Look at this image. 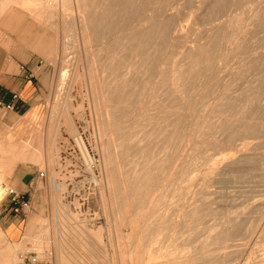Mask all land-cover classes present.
<instances>
[{
    "label": "bare ground",
    "instance_id": "obj_1",
    "mask_svg": "<svg viewBox=\"0 0 264 264\" xmlns=\"http://www.w3.org/2000/svg\"><path fill=\"white\" fill-rule=\"evenodd\" d=\"M56 6L61 7V12ZM15 11L25 13L40 25L56 23L55 28L59 27L58 21H64V24L67 21L65 28L71 39L66 33L69 39L62 43L57 41V47L47 59L59 67L57 87L70 89L76 84L75 77L81 76L80 85L86 91L96 119L97 134L92 144L88 142L90 138H85V126L77 123L73 112L65 109L67 98L63 102L58 98L53 104L54 115L50 117L53 119L49 126L51 134H57L56 120L62 115L68 121L70 138L74 137L80 146L85 147L88 142L90 148H97L101 156L97 181L107 215L112 251L108 254L103 244L95 252L89 243L104 238L98 229L100 225L91 228L87 223L89 220L73 224L77 216L71 212V218L66 221L61 215L56 217L59 221L54 224V248L50 253L54 264L224 262L226 250L218 249L226 247L235 236L252 233L255 223L249 224L248 216L244 214L243 218L235 212L237 216H228L224 221L222 215L220 220L223 222L218 228L211 230V226H200L201 220L211 213H208L209 206L203 205L210 199L209 188L213 180L211 161L215 154L210 151L227 145L238 150L236 141L245 139L250 130H256L258 126L264 130V113L259 122L254 119L258 108L264 111V51H257L264 45V0H0V23L9 22ZM58 11L65 15L66 21L64 16L63 20L57 17ZM180 39L194 42L184 49L175 47L173 42ZM69 53H76L74 59ZM232 61L236 66H231ZM260 63L262 70L257 72L255 67L258 65L256 68L260 70ZM223 69H228V78L221 75L220 83H217L216 71ZM252 70L254 77L244 80ZM213 78L218 84L215 88L218 95L210 105L204 95L194 96L211 85ZM243 81L247 83L241 87ZM238 85L241 88H237ZM193 109L199 113L192 112ZM259 145L243 147L249 150ZM28 148L19 141L12 144L9 149L11 160L9 158L5 165L8 172L29 159L42 165V155L35 153L31 158ZM82 155L86 158L83 150ZM177 155H180L181 163L169 166ZM47 158L49 166L55 168L60 164L54 148ZM236 160L233 158V162ZM91 164H94L92 156L91 160L86 158L84 161L87 171H93ZM200 171L204 172L203 182L198 190H193L190 184L196 180L194 173ZM222 177L224 179V174ZM58 187L59 184L54 186L55 193ZM157 190L162 191L156 194ZM59 197L57 193L56 205ZM189 198H192L190 205H185ZM261 207L258 209L263 210L264 206ZM251 210L259 211L257 207H251ZM228 212L225 211L226 215ZM62 223L76 233L77 244L68 239L67 244L61 241ZM5 236L0 228V244L4 243L0 245V264H11L17 261L24 243L9 244ZM45 238L36 240L32 245L34 251H46L49 237Z\"/></svg>",
    "mask_w": 264,
    "mask_h": 264
},
{
    "label": "rangeland",
    "instance_id": "obj_2",
    "mask_svg": "<svg viewBox=\"0 0 264 264\" xmlns=\"http://www.w3.org/2000/svg\"><path fill=\"white\" fill-rule=\"evenodd\" d=\"M56 8L57 9L59 8L60 12H61L60 6H56ZM60 12L57 14V17H59L60 20H61V18L63 20L62 16H64V20H65V15H63V14L61 15ZM10 16H11V20H9V22L4 21V22L0 23V37H3L5 39L12 38V41H0V52L6 56H12L15 59L19 60L17 69H21V70L26 71L27 76L31 77V79L35 83V86L38 89V91H37L38 95L36 96V106H35V110H33V114H32V116H34V119L32 120V123H34V126H33L34 127V133L30 137H27V138L19 141V143H21V144L23 143V145H25L27 148L30 147V148H28L29 149L28 150L29 157L32 158V156H34L33 154H35V153L42 155L41 156L42 165L40 166V165L34 163L36 165L35 168L37 171L36 182L34 183V186L31 190V192L25 193L26 198L29 201V208L24 213L20 214V215H23L25 217H24V220H22V222H21L19 234L15 238H11L10 236H8L9 241H20L17 243H22V244L24 243L22 250L20 249L21 251H19V253H18V255H20V256H18L17 261H13L11 264H21L24 259H33V258L34 259L36 258V260H37V262L35 264H54L55 262H54L52 255L50 253L53 252L52 249L54 248V245L52 243L53 242L54 224L59 221V218L56 219V217L58 215H61L62 218L64 219V221H66L68 218H71V212H73V214L75 213L74 215L77 216L76 219H74V222L72 221L73 224H80L82 221H88L89 220L87 223L91 228H95L94 227L95 225H97V226L100 225L98 227V229L102 231L104 238L98 239V240L93 239V240H91V242L89 244L92 247V249H94L95 252H98L101 245L105 244L106 251L108 254H110L112 251V247L110 245L109 236H108V232H107L108 229L106 227L107 215L105 212L104 205H102L104 203H103V200L101 198V193H100L101 190H100V186L98 185V181H97L98 175L100 172L99 165L101 163V156L97 152V150H96L97 148L95 146H94L95 150L93 148H90V146H89L91 143L94 144L93 141L96 137L95 134H97L95 132V121H96V119L94 118L95 114L93 112V109H92L89 101H88V96H86L87 95L86 91H84L85 89H83V87L80 85V83L82 82L81 76L75 77L76 87L74 85L73 86L74 88L72 87L70 89H65L64 87H57L56 81H58V77H59V73H60L59 67L55 63H53L47 59V57H49V55H51V51L54 50L55 47H57V41H59V42L61 41V43H62L63 40L64 41L68 40L69 39L68 37H70V39H71V35L69 33H67L68 29L65 28V26H67V23H66L67 21L65 20L66 25L64 24V21H58L57 25H59V27L56 26V28L57 27L59 28V30H58V28L57 29L55 28L56 23H54L52 26H48V25L46 26L45 24L47 22H44L40 25V23H38L36 20H33V19H30L29 17H26L25 13L20 12V11H15ZM59 22L60 23L62 22V23L59 24ZM14 24H17V25L15 26ZM12 26H13V28H12ZM64 28L67 29L66 31L64 30L65 34L63 32ZM60 30L63 33L60 32ZM66 33L69 35L68 37L66 36L67 35ZM60 34L62 35L63 38L61 37ZM63 34L67 38H65L63 36ZM58 35H59V38H57ZM81 40L82 39H80V41ZM193 42L194 41H185V40L180 39L178 41H174L173 45L175 43V47L184 49V47L186 45H190ZM261 42L262 41H257V43H261ZM59 48H60V46H59ZM257 51H259V53L264 51V45L261 48H258ZM69 52H71V50ZM75 54L76 53H69V57L72 56L74 59ZM235 62L237 64L238 60H236ZM235 62L232 61L230 63L231 66L232 65L236 66ZM260 65H259L260 70L258 68H256L258 65L255 67V70L257 72H260L262 70V68H261L262 64L260 63ZM22 67H24V69ZM227 70L223 69L222 71L221 70L216 71L217 75L215 76L216 78L215 77L214 78L217 81V83L218 82L220 83L219 80L221 79V75H222V78L223 77L225 79H226V77L228 78L229 71L227 72ZM250 73H251L250 76L249 77L247 76V75H249V73H248L244 80H248V79H251L254 77V76L252 77V75L254 74V71L252 70ZM214 78L212 79V81H210V83L212 82V84L209 85L210 87L208 86L199 95L194 96V97L198 98L199 96L204 95L203 97H207L209 100L208 104L211 103L210 105H213V103L215 102L216 97L218 95V93H217L218 90L215 89V88H217L216 87L217 83L214 80ZM244 82L245 81H243L241 83L242 86H241V84H239V85L241 87H243L247 83V82H245V83ZM239 85L237 86V88H241ZM213 86H215V87H213ZM210 88H211L212 93L210 92ZM213 88L215 91L214 93H216V94L213 93ZM68 90H69V92H68ZM216 90H217V92H216ZM204 92H206V94ZM209 93H210V96H211V94L213 95V98H212V96L210 97L208 95ZM219 93H220V91H219ZM58 98H61V102L64 101V98L65 99L67 98L66 99L67 101L64 102L65 103L64 104L65 109H67L69 112H73L72 115L75 118L77 117L76 118L77 120L75 119L76 122L82 123L85 126V130H86L85 131L86 132L85 138H87V137L90 138L88 140V142L91 141L90 144L87 142L85 147L83 144L80 146V145H78V142H76V139L74 137L70 138V133H69L70 130H69V125L67 123L68 121H66V119L62 115H60L61 117L59 116L58 120H56L57 121V130H56L57 134H53L54 136L51 134L49 125L51 124V121L53 118L51 119L50 117H52L54 115V112L52 110L53 104H54L55 99L57 100ZM209 98L210 99L212 98V99L210 100ZM50 105H52V106H50ZM194 105L196 106L198 104H194ZM261 109L258 108L257 111L254 113V115H255L254 119L257 122H259V119H261L263 116V114H261V113H264L263 108H261ZM193 111H194V113H197V114L199 113V111L196 109L195 110L193 109L192 112ZM69 112H68V114H69ZM88 113H89V115H88ZM82 120H84L83 122H85V123H83ZM86 125L88 126V128ZM255 129L256 130H250L249 133L246 135L245 139H243L241 141L238 140V143L236 141V144L239 147V148L237 147L238 150L235 149V147H233V146L231 147V146L227 145L226 147H223L224 149L223 148H217L218 149L217 150L214 148L210 151V152H213L212 154H215V156L214 155L213 156L216 158V160H215V158L213 157V161H211V163L213 165V172L214 173L212 172V174H211V179L213 178V180H211V183H210L211 188H209V190L211 189L209 198L213 202H211L209 199V201H208L209 203L207 202L206 204H203L204 206H209L208 213L209 212H211V213H209L210 214L209 216L207 215L208 217L205 216L203 218V220H201V223L203 222V224H204L206 222V225L200 224V226H203V227L204 226H211V227H213L211 230H213L214 228L220 227L221 222H223L227 218H229V217L233 218L237 215L240 217L242 216L243 218H245V216H248L249 217L248 218L249 224L251 222L255 223L254 224L255 230L252 233L243 234V235L241 234V236L238 235L239 236V237L237 236L238 238L235 236L232 239L233 241L229 240L227 242V246H226L227 248L223 247V248L218 249V251H225L226 250V254H227L226 257L227 258H230L231 254L233 252L236 254V256H234L235 254L233 255L235 258H233V256H232V258H230V260L226 258L225 259L226 262L221 261L219 264H221V263L222 264H264V232H262V231H264V212L261 213V211H264V207H263L264 206L263 205L264 204V181H263L264 180V175H263L264 174V169H263L264 168V163H263L264 162V160H263L264 159L263 158V155H264V130L260 126L256 127ZM90 131H93V133L91 134ZM260 132L263 133V135H260L261 134ZM250 133H252V134H250ZM40 135H42V136H40ZM252 135L253 136L255 135L254 136L255 139L253 138ZM182 137L184 138L185 136L182 135ZM34 138H36V139H34ZM50 138L52 141L50 140ZM185 138H187V136ZM26 139H27V141H26ZM32 142H34L35 144ZM258 142L260 143V145ZM25 143H28L29 145H26ZM253 143L258 144L260 147L257 146L256 149L251 148L249 150H245L247 148V146H249V147L253 146L254 145ZM244 145H246V148L243 147ZM11 146L12 145H7V142H5L4 140H0V209L5 206V203L8 204V202H9V199L6 196L7 191L10 188H15V186L13 184H11L10 180H9L11 177V174L8 173L7 170L5 169V165H6L7 161H9V158H10L9 149ZM76 146H78V147H76ZM79 147H81V149L83 150V154L84 155L86 154V158L91 160V156L93 157L94 164L93 165L91 164V169L93 171H89V170L87 171L86 170V168L84 166V161H86V158H85V156L82 155V150H80ZM31 148L33 149V151L31 150ZM51 148H54V150L56 151V155H58V159H59L58 161L60 162V164L55 166V168L53 166L47 165V160H48L47 157H49V154L51 153ZM85 148L87 149V152H86ZM90 149H92V150H90ZM241 149H242V151H241ZM214 151H218V152H214ZM256 151L258 153H256ZM229 152H231V153H229ZM88 153H89V155H88ZM254 153H256V154H254ZM217 154H218V156H217ZM247 154H250V156ZM177 156H174V158L176 160L173 158V160L170 161L171 164H169V166L175 167V165H178L179 163H181L182 160L180 159L181 158L180 155L178 157ZM236 156H237V158H236ZM243 156H244V158H243ZM178 158L180 159V162H179ZM220 158H221V160H220ZM233 158L237 159L238 162H237V160L233 162ZM253 158H254V160H253ZM177 159H178V162H176ZM10 160H11V158H10ZM227 160H229V161H227ZM244 160H246V161L244 162ZM29 162H31L30 159H29ZM172 164H175V165H172ZM215 165H217V166H215ZM225 166H227V168ZM222 167H224V169ZM214 168H216V171L214 170ZM219 168H220V171H218ZM221 168H222V170H221ZM225 169H226V171H225ZM215 172H217V175L215 174ZM203 173H204L203 171L194 173V178L196 180H193L192 184H190L191 186L193 185L192 186L193 190H198L200 188V185L203 182V179L201 178V177H204ZM218 174L222 175V176L224 174V179L222 176H218ZM197 175H198V177H197ZM261 175H262V177H261ZM213 176H215V178ZM233 176H235V177H233ZM198 178H200V179L198 180ZM226 178H227V180H226ZM220 179H222V180H220ZM232 181H234V182H232ZM56 184H59L57 193H58V197L60 196L58 199L59 203H57V205H56V201H55V195L57 193H55V190H54V186ZM183 184L185 185L186 182H184ZM159 191L161 192L162 190H157L156 194L160 193ZM182 192L185 193V190L183 189ZM188 195H191V194H188ZM185 196H187V194H185ZM186 200L187 199H185L184 202ZM191 200H192V198H189V200H188L189 202L188 201L185 202V205H190ZM177 201L178 200L174 201L173 203H176ZM78 202H79V204H78ZM199 202L200 201H198L197 204ZM179 203H180V201H179ZM147 205H148V203H147ZM185 205H184V207H187ZM61 206L65 207L64 212H62L63 207H61ZM260 206L263 207V208L261 207L263 210L258 209V208H260ZM89 207H90V209H89ZM227 207H230V209ZM251 207L252 208L257 207V210H259V211L252 212L254 210H251ZM228 210H229L228 215H226L225 211L227 212ZM244 210L246 211V213H244ZM8 212H10L9 207H8ZM235 212H239V214L237 213V215H236ZM170 213H171V211H170ZM214 213H215V216L213 215ZM12 214H14V213H12ZM244 214H245V216H243ZM222 215H224V218ZM169 216H171V215H169ZM220 219H222L223 221ZM257 222H259V223H257ZM43 223H44L45 227H44ZM49 224L51 225L52 228L50 227ZM246 224H247V222L245 223V225ZM40 226H42V227H40ZM1 227L5 231V229L2 225H1ZM196 227H198V226H196ZM29 229L31 230V232ZM32 229H33V231H32ZM35 230H38V231L35 232ZM51 230H52V232H51ZM125 230L128 231V228H126ZM27 232H28V234H27ZM24 233L26 236L24 235ZM23 235H24V237H23ZM31 235H32V237H31ZM45 236H47V237L45 238ZM51 236H52V239H51ZM59 236H60L61 241L64 243H66V239H68L74 245L77 244L76 233L69 231L65 227V223H62V225H61V231H60ZM33 237H34V239H33ZM39 237H42V238L44 237L45 240L49 237V239L46 240L48 242V245L46 246V251L44 253H39L36 250L34 251L33 246H32V245H34L36 240L39 239ZM202 238H203V236H202ZM50 239H51V241H50ZM26 240H27V242H26ZM28 240H29V242H28ZM3 244L4 243H1L0 245L3 246ZM9 244H11V243L9 242ZM9 246L11 247V245H9ZM25 246H27V247H25ZM24 248H26L27 250H25ZM30 248H32L33 251ZM215 249H216V247H214V250ZM0 250H2L1 247H0ZM40 255H42V256H40ZM249 256H251V257H249Z\"/></svg>",
    "mask_w": 264,
    "mask_h": 264
},
{
    "label": "crops",
    "instance_id": "obj_3",
    "mask_svg": "<svg viewBox=\"0 0 264 264\" xmlns=\"http://www.w3.org/2000/svg\"><path fill=\"white\" fill-rule=\"evenodd\" d=\"M0 41H12V38L0 37ZM18 62L19 60L14 57L0 52V140L7 142V145L15 144L34 133L32 114L36 106L38 89L31 77L27 76L26 71L17 69ZM15 94L18 95L16 99H14ZM9 105L12 107L9 108ZM35 167L34 163L26 161L18 163L11 172L7 171L11 174L10 183L17 191L31 192L37 179ZM5 206L0 209V224L5 231L1 225L0 228L9 241L8 236L15 238L19 234L25 216L8 212V204L5 203Z\"/></svg>",
    "mask_w": 264,
    "mask_h": 264
},
{
    "label": "built area",
    "instance_id": "obj_4",
    "mask_svg": "<svg viewBox=\"0 0 264 264\" xmlns=\"http://www.w3.org/2000/svg\"><path fill=\"white\" fill-rule=\"evenodd\" d=\"M24 69V67H22ZM18 98V95H14V99ZM12 107L11 105L8 106ZM7 198L9 199L8 207L11 213L20 215L24 213L29 208V201L26 198L25 193L17 191L15 188H10L7 191ZM37 262L34 259H24L21 264H35Z\"/></svg>",
    "mask_w": 264,
    "mask_h": 264
}]
</instances>
